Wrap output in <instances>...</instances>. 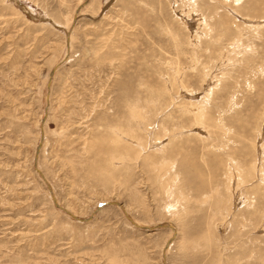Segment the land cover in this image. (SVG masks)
Listing matches in <instances>:
<instances>
[{"label": "rangeland", "instance_id": "374dc122", "mask_svg": "<svg viewBox=\"0 0 264 264\" xmlns=\"http://www.w3.org/2000/svg\"><path fill=\"white\" fill-rule=\"evenodd\" d=\"M0 264H264V0H0Z\"/></svg>", "mask_w": 264, "mask_h": 264}]
</instances>
